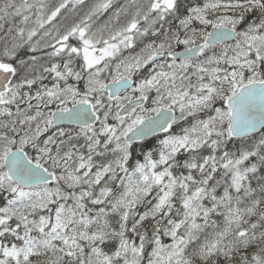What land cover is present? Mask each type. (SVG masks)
I'll return each mask as SVG.
<instances>
[{"label": "snow or ice", "instance_id": "1", "mask_svg": "<svg viewBox=\"0 0 264 264\" xmlns=\"http://www.w3.org/2000/svg\"><path fill=\"white\" fill-rule=\"evenodd\" d=\"M0 264H264V0H0Z\"/></svg>", "mask_w": 264, "mask_h": 264}]
</instances>
